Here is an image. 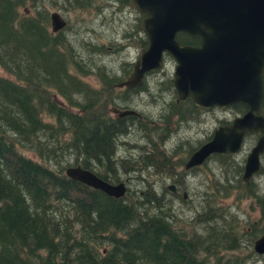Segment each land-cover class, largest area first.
<instances>
[{
	"label": "trees",
	"instance_id": "obj_1",
	"mask_svg": "<svg viewBox=\"0 0 264 264\" xmlns=\"http://www.w3.org/2000/svg\"><path fill=\"white\" fill-rule=\"evenodd\" d=\"M109 1L135 14L131 25L135 38L128 41L142 48L146 38L139 36L138 13L128 0ZM41 2L0 0V264H245V257L227 254L243 246L233 242L230 231L235 224L212 212L215 205L203 206L197 215L204 233L187 235L182 219L175 221L172 191L151 176L176 181L174 168L181 167L185 157L174 163L166 142L154 139L160 128L136 116L111 114V107L122 103L114 97L123 95L131 102L132 94L146 88V79L138 89L118 87L131 64L123 60L119 76L93 59L105 56L116 43L87 41L93 51L79 48L65 33L69 26L51 30L50 7ZM61 2L62 9L82 13L99 9L96 5L102 0ZM26 4L32 13L22 9ZM176 38L181 44H198L186 33H177ZM168 60L173 61L165 54ZM90 76L96 83L86 80ZM163 82L157 86L173 91L171 75ZM185 103L189 104H180ZM169 109L171 115L182 113L174 102ZM227 109L240 113L246 106L238 103ZM164 121L172 125L170 117ZM141 124L149 126L141 130L146 140L156 143H151L148 158L137 169L147 174L138 190L127 188L123 197L114 198L66 176L68 166L80 165L111 183L123 181L120 170L126 172L127 167L117 157V142L131 128L140 130ZM233 157L211 158L223 159L240 175L242 162ZM215 220L220 223H211ZM217 225H224V232Z\"/></svg>",
	"mask_w": 264,
	"mask_h": 264
},
{
	"label": "water",
	"instance_id": "obj_2",
	"mask_svg": "<svg viewBox=\"0 0 264 264\" xmlns=\"http://www.w3.org/2000/svg\"><path fill=\"white\" fill-rule=\"evenodd\" d=\"M138 13L146 38L128 77L118 87L139 88L144 77L160 69L165 54L174 60L172 84L178 99L192 98L201 108H228L238 103L244 114L219 125L212 137L192 152L184 168L201 165L213 153H237L248 134L260 133L246 156L242 178L264 171V0H128ZM52 31L66 25L58 12L50 14ZM198 39L181 44L177 33ZM117 117L139 115L133 109L113 108ZM65 174L108 196L126 194L124 181L111 183L80 165L68 166ZM174 189V185H169ZM264 252V234L255 241Z\"/></svg>",
	"mask_w": 264,
	"mask_h": 264
},
{
	"label": "rangeland",
	"instance_id": "obj_3",
	"mask_svg": "<svg viewBox=\"0 0 264 264\" xmlns=\"http://www.w3.org/2000/svg\"><path fill=\"white\" fill-rule=\"evenodd\" d=\"M44 2V4L50 7V14L53 12H58L61 17L66 21V26L69 28L66 30V34L73 39L77 46L86 47L87 41L100 45L101 43L109 44L110 41H114L116 44L110 46L108 52L104 53L105 56L103 57H94V61L99 60L101 64L107 69L113 70L117 73V75H121L123 72L119 71L118 68L121 65L122 61L125 60L129 64L132 65L134 61H136L139 57L140 49L137 44L133 42H129L128 38L133 36L135 38V29L131 26L135 21V14L132 10L128 7L120 8L118 4L114 1L109 0H102V2H98L96 7H100L97 10H88L86 12H80L81 9H77L76 11H67L61 8V0H39ZM61 2V3H60ZM105 2V3H104ZM26 13H32L33 9L31 8L30 4H26L22 7ZM132 8V7H131ZM133 9V8H132ZM65 26V27H66ZM64 27V28H65ZM62 28V29H64ZM60 29V30H62ZM52 30V25H51ZM59 31V30H58ZM127 36V37H126ZM125 44L122 48L124 49L118 54H112V52L119 50V45ZM95 46L96 45H91ZM109 46V45H108ZM97 48V47H96ZM89 51H93L91 48H87ZM94 55V54H93ZM174 60H168L164 62L162 68L157 69V72L147 75L146 84L144 90H141V93L138 92L137 94L133 95L130 100L126 103H123L121 100H125L123 96L114 97L117 101L122 102V104H129L130 108L137 110L141 115H147L149 118L143 117V120H146L149 124L156 123V127H167L169 128V124L164 121L167 117L169 118V110L168 104L171 103V97L173 96V92L169 88H165V85L157 86L159 82L165 81L169 75L172 76L173 69H174ZM132 68L129 66L128 68ZM0 72H2L0 70ZM123 75V74H122ZM87 81L91 83H96V78L94 76H90L86 78ZM164 83V82H163ZM123 98V99H121ZM121 99V100H120ZM166 103L167 105H162ZM164 106V107H163ZM183 109L185 106L183 105ZM232 110L224 109V111L220 112L219 110L210 111L206 114V120L201 123L199 126L194 125L193 122L184 121V124L181 127H178V130H174L172 126V132L169 130L166 134L162 132L161 129L156 132L154 135V139L157 141L160 139L161 141L164 140L165 143V150L167 154L172 156V159H176V154L179 152L178 158L183 159L184 155L187 153L189 147L196 146L197 142L201 139H204L209 133L214 129L216 126V119L217 117H223V119H228L232 114ZM114 115L113 113H111ZM164 114V116H163ZM158 125V126H157ZM165 133V134H164ZM153 137V136H152ZM152 139V138H151ZM252 138H248L245 142L244 148L238 154L234 155L233 160L234 162H242L241 159L245 157L246 153L248 152V146L250 145V140ZM128 143H134L135 146H130ZM151 143H156L155 141L152 142L151 140L145 138L141 130L136 128H131L128 134L120 137L117 142V157L126 163L127 171L121 167L120 176L122 180L126 183L127 188L130 191L138 190L140 185L142 184V178L147 177L145 171H138L137 169H141V161L144 162L148 157V150ZM179 144H181L179 146ZM178 146L180 150L178 151ZM151 149V148H150ZM251 150V149H250ZM25 153L33 159H36L34 153L30 151H25ZM248 154V153H247ZM127 156L129 160H124ZM247 156V155H246ZM143 157V159H142ZM141 158V159H140ZM137 160V161H136ZM214 159L210 158L207 164L203 165L200 169L192 172L183 174V172H176L173 174L179 175L178 181L182 179V190L187 192L186 198H183L182 190L180 191L179 196L174 197V216L176 220L182 219L181 225H183L186 229H189L187 235H193L194 233L201 234L204 233V229L202 226L204 225L203 222H197V215L199 211L202 212L204 209L203 206L216 205L218 204V199L223 196L217 194L216 187L222 189L226 183H230L231 179L235 180V174L233 171V167L228 165L227 162H224L223 159ZM136 161V163H135ZM146 162V161H145ZM135 164V165H134ZM182 167H179L180 170ZM152 170H148V172L152 173ZM175 172V171H174ZM181 174V175H180ZM160 174L152 175L151 179L158 183V185L165 184L167 187L169 185L175 184L176 181L172 182L167 178L159 177ZM150 180V178L148 177ZM259 184V188L261 192H264V176L262 179L257 180ZM225 188V187H224ZM207 190L208 195L203 198L202 193ZM218 190V189H217ZM219 191V190H218ZM129 192V191H128ZM216 192V193H214ZM216 194V195H215ZM215 195V196H214ZM167 197V196H166ZM172 198V196L170 195ZM168 198V197H167ZM209 199V200H208ZM236 195L230 193L228 197L224 200V204H232L235 202ZM219 202H221L219 200ZM248 201H244L239 206V210H237L234 206H231L233 211H237L238 219L240 221L239 226V233L242 232L243 228L248 226L247 223H244L246 220V215L241 213L242 209L246 211L248 209ZM215 212V210H214ZM236 214V215H237ZM226 218V217H225ZM231 218L234 219L233 215L231 214L228 221H231ZM232 219V221H233ZM218 220V219H217ZM217 220L211 221L213 224H219ZM236 222V219L235 221ZM233 223V222H232ZM217 228L224 232L225 226L217 225ZM237 254L240 257H245L246 261L245 264H264V254L256 259L253 253L248 252V250L243 246L240 252H228L227 254ZM248 253H250L248 255Z\"/></svg>",
	"mask_w": 264,
	"mask_h": 264
},
{
	"label": "flooded vegetation",
	"instance_id": "obj_4",
	"mask_svg": "<svg viewBox=\"0 0 264 264\" xmlns=\"http://www.w3.org/2000/svg\"><path fill=\"white\" fill-rule=\"evenodd\" d=\"M142 33L143 32H141V34L139 36H141ZM132 65H133V63H132ZM128 75L126 76V78L128 77ZM135 89H138V88H135ZM172 92H173V96L171 97V102H174V104L177 107H179L180 112H182V113L178 114V112L176 111V112H174L175 113L174 115L173 114L171 115L170 114L171 108L169 109V117H170V121L172 122V125H168V126L171 129V132H172V126L174 127V130L176 131V130H178V127H181V125L184 124V121H187L188 123L193 122L194 125L199 126L201 123H203L206 120V114L208 112L215 111V110H219L220 112H222V111H224V109H227V108L216 107V106L213 108H210V109L201 108V107L196 106L194 104L192 98H190V97H186L184 99H178L174 87H173ZM133 95H135V94H132V97H133ZM129 100H130L129 98H125V100H121V101L127 102ZM182 101H187L189 103V104L185 103V105H184L185 109H183V105L180 104ZM169 105H170V103L168 104V108H169ZM116 107H118L119 109H132V108H130L129 105H123V104L121 105L120 103ZM133 110H135V109H133ZM246 110H247V107L243 112H240V113L236 112V113H232L231 115L229 114L230 117L228 119H225V120L223 119V117H220V118L217 117L216 126L214 127V129L204 139L199 140L197 142L196 146H194V148L193 147L188 148L187 153L184 155L185 159L183 160V162L181 161V165H182L181 167L182 168L180 170H178L179 167L174 168V171H175L174 173H176V172H183V174L192 173V172L200 169L203 165L207 164V162L210 160V158L213 155L209 159H206L205 162L202 163L201 165L193 166V167L188 168V169L184 168V163L187 160V158L189 157V155L193 151L198 149L203 143L208 141L212 137L213 131L219 125H224V124L229 123L234 117L244 114L246 112ZM111 113H113V112H111ZM113 114H114L113 116L117 117V115L115 113H113ZM132 116H135V115H132ZM163 116H164V114H163ZM136 117L140 120H143V117L149 118V116L141 115V114L137 115ZM117 118H119V117H117ZM120 118H123V117H120ZM141 125H144V124H141ZM154 125L156 126V123H154ZM138 128L143 131V130H148L149 126L144 125L143 127H141L139 125ZM161 128L166 129L167 127H161ZM161 130L163 131V129H161ZM259 136H260V133L257 132V133L248 134L245 137V140H244L245 142L248 138H252L250 140L251 143L247 148L248 149L247 153H249L250 149L257 142ZM128 144H130V146H135L134 143H128ZM180 145L181 144H179V146ZM179 146L177 148L178 151L180 150ZM243 146H244V143H243ZM242 148H244V147H242ZM247 153H246V155H247ZM178 155H179V152L176 154L177 158L173 159L175 164L177 163V159H179ZM246 155L244 158L241 159L242 163L239 162L241 165H243V170H244V163H245ZM122 158H124V160H129V158L127 156L122 157ZM260 160H261V164L264 166V151L260 154ZM242 175H243V171L241 172L240 175L235 174V177H236L235 180L231 179L230 183H226L224 185L225 188L224 187L222 189L217 188L219 185L215 188L217 191V194L221 193L220 196H223L220 199H218V204L216 205L217 208H215V213H217L219 219L224 218L227 223L233 222L235 224V226H234L235 228L230 231V233L232 234L233 242H236L238 244L241 242L240 247L244 246L248 250V252L250 251V253H253L255 255L256 259H258L260 256H262L264 254V252L263 253H257L255 251V241L257 239H259L264 234V192L260 191L259 184H258L257 180L263 178L264 171L252 174V176H250L248 178V180H243ZM182 183L183 182H182L181 178L179 179V181H178V179H176V183L174 184V189H170L172 191V195H174V197L179 196L180 191L182 190ZM206 191L207 190H205L202 193L203 198H205L208 195V192H206ZM230 193L236 195V199H234L235 202L233 203V205L232 204L225 205L223 202L226 199V197L229 196ZM181 196L183 198H186L187 192L182 190ZM219 200L221 202H219ZM244 201H248V203H249L248 209L249 210L246 211L245 209H242L241 213H244L246 215V220L244 223H247L248 226L246 228H243L241 230L242 232L239 233V229H240L239 228L240 221L238 219L239 215L237 214L238 213L237 211L236 212L233 211L231 206H234L237 210H239V208H240L239 205L241 203H243ZM212 212H214V211H212ZM231 214L233 215L234 219L231 218V221H228ZM232 219H233V221H232ZM235 219H236V222H234ZM235 250H236V253L240 252V248H237ZM250 253H248V255ZM237 255H238V253H237ZM245 261H246V259H244V262Z\"/></svg>",
	"mask_w": 264,
	"mask_h": 264
},
{
	"label": "bare ground",
	"instance_id": "obj_5",
	"mask_svg": "<svg viewBox=\"0 0 264 264\" xmlns=\"http://www.w3.org/2000/svg\"><path fill=\"white\" fill-rule=\"evenodd\" d=\"M65 26H66V25H65ZM65 26H64V27H65ZM64 27H63V28H64ZM146 77H147V76L144 77L143 83H144ZM141 86H142V85H141ZM141 86H140V87H141ZM140 87H139V88H140ZM114 107H115V108H118V107H116V106H112L111 109H110L111 112H112V109H113ZM135 111H136V110H135ZM136 112H137V111H136ZM137 113H138V112H137ZM138 114H140V113H138ZM244 145H245V141H244ZM194 146H195V145H194ZM243 147H244V146H243ZM191 148H192V147H191ZM242 149H243V148H241V150H242ZM241 150H240L239 152H237V153H227V154H238V153L241 152ZM193 152H194V151H193ZM214 154H219V153H213V154H211V155L208 157V159H209L212 155H214ZM125 184H126V183H125ZM172 185H174V184H172ZM208 200H209V199H208Z\"/></svg>",
	"mask_w": 264,
	"mask_h": 264
}]
</instances>
